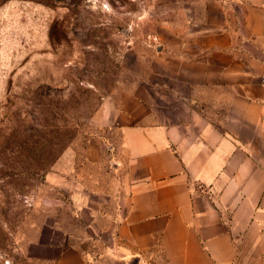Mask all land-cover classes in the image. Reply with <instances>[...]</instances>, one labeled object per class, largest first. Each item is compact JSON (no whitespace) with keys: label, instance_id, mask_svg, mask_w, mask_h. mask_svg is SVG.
Wrapping results in <instances>:
<instances>
[{"label":"crops","instance_id":"1","mask_svg":"<svg viewBox=\"0 0 264 264\" xmlns=\"http://www.w3.org/2000/svg\"><path fill=\"white\" fill-rule=\"evenodd\" d=\"M190 4L85 149L107 175L57 169L80 228L41 264H264V0Z\"/></svg>","mask_w":264,"mask_h":264},{"label":"rangeland","instance_id":"2","mask_svg":"<svg viewBox=\"0 0 264 264\" xmlns=\"http://www.w3.org/2000/svg\"><path fill=\"white\" fill-rule=\"evenodd\" d=\"M192 1L0 0V264H41L40 234L80 228L57 169L107 175L80 163L103 112L147 76L157 36L183 27Z\"/></svg>","mask_w":264,"mask_h":264}]
</instances>
